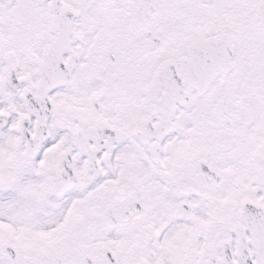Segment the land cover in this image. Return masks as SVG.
Returning <instances> with one entry per match:
<instances>
[{
	"label": "snow or ice",
	"instance_id": "1",
	"mask_svg": "<svg viewBox=\"0 0 264 264\" xmlns=\"http://www.w3.org/2000/svg\"><path fill=\"white\" fill-rule=\"evenodd\" d=\"M0 264H264V0H0Z\"/></svg>",
	"mask_w": 264,
	"mask_h": 264
}]
</instances>
